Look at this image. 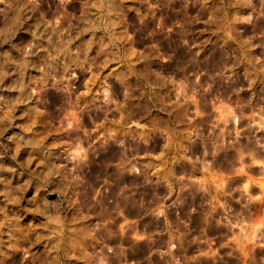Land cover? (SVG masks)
<instances>
[{
  "label": "clouds",
  "instance_id": "clouds-1",
  "mask_svg": "<svg viewBox=\"0 0 264 264\" xmlns=\"http://www.w3.org/2000/svg\"><path fill=\"white\" fill-rule=\"evenodd\" d=\"M258 188L264 0H0V264H264Z\"/></svg>",
  "mask_w": 264,
  "mask_h": 264
},
{
  "label": "rangeland",
  "instance_id": "rangeland-1",
  "mask_svg": "<svg viewBox=\"0 0 264 264\" xmlns=\"http://www.w3.org/2000/svg\"><path fill=\"white\" fill-rule=\"evenodd\" d=\"M190 178L199 180V179H204L205 176H204V173L201 171V172H197L194 176L190 175ZM207 179L212 180L213 177L208 176ZM257 190L262 191L264 189L258 188ZM24 211L27 213V211H28L27 207H25ZM260 211H261V209L257 210V217L259 216ZM144 223H145L144 221L141 222V228H143ZM218 235H220V234H213V244H212L213 248H216L220 244L224 243L222 236H220V238H217ZM228 251H229V249H221V254L224 255L225 258L229 260V264H247V253H248V251H250V249H245L243 252H240L239 253L240 259L238 261H234L231 258L227 257ZM141 253L143 256H146L148 254V249L146 246H141ZM197 253H198V249L195 246H193L192 248L189 249L187 255L189 257H193V256H196ZM195 264H211V262L210 261H204L203 259H201V261L195 262Z\"/></svg>",
  "mask_w": 264,
  "mask_h": 264
}]
</instances>
